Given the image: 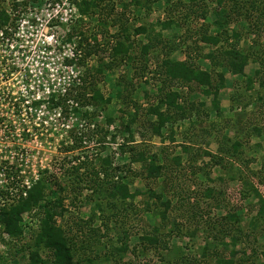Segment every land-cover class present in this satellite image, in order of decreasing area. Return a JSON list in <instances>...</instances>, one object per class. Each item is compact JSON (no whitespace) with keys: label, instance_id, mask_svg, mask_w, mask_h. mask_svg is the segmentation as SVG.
Here are the masks:
<instances>
[{"label":"rangeland","instance_id":"374dc122","mask_svg":"<svg viewBox=\"0 0 264 264\" xmlns=\"http://www.w3.org/2000/svg\"><path fill=\"white\" fill-rule=\"evenodd\" d=\"M81 1L0 0V8H5L9 12L14 24L11 27L12 35L7 39L9 42L3 43L0 47V119L3 120V124L0 125V159L4 162L2 164L4 174L9 170V175L12 173L17 175L11 178L5 177L7 186L10 185L14 195L10 196L8 191V195L5 194L0 200V264H6L5 262L13 254L17 256L12 264L24 262L30 251L26 247L41 230V216L36 210L20 214L18 226L22 233L21 237H12L5 230L3 221L11 206L20 200L19 190L26 185V180L32 187L43 176L53 177L58 188H64L61 196L66 212L55 219L56 224L73 241L75 260L78 264H90L87 260L91 257H96L94 264H200L198 261L202 260V251L208 244L218 248L219 253L227 258H230L231 251L236 252L235 264H260L263 261L261 253L264 251V215L259 217L256 214L259 197L254 191L264 198V84L260 83L264 79V74L256 78L254 85L248 88L245 78L234 76L204 58V55L211 51L215 57L218 56V49L206 48L200 41L197 51H194V41L200 37L193 36V30L199 29L205 23L206 28L205 26L202 28L207 29L208 34L213 35L216 32L213 25L216 1L173 0V7H169L172 8V13L174 12L180 24L162 33L165 39L170 40L169 43L173 48L171 57L174 60H194L196 66L212 72L214 78H217V74L223 73L226 80V87L219 94L222 117L217 118L215 111L211 110V116L195 127L196 132L191 133L192 135L188 133V136H192L188 139L183 138V134L190 129L195 117L178 122L173 128V135L167 128L163 131L162 137L153 136L142 115L145 108L156 101L160 88H164L165 91L180 92L185 104L193 103L199 108L202 102L205 103L206 109L201 108L200 112L211 109L212 99L204 96L202 89L194 84L188 86L172 83L165 86L163 78L155 76L152 72L156 68L157 52L155 51L151 55L149 69L141 77L134 79L133 71L136 64L132 62L128 65L119 63L104 76L96 78L98 88L106 97H111L113 102L95 119H84L81 111L92 112L94 109L77 107L75 102L52 110L48 109L47 104L34 108L24 102L25 96L31 97L37 94L46 96L44 93L48 86L60 91L67 88V92L71 91L75 95L78 87L77 75H82L87 69H92L94 72L95 68H98L100 58H106L109 62L108 42L115 41L112 36L118 29L111 28L106 38L99 36L107 51L85 58L87 44L84 42L82 46L80 45L83 38L81 34L89 38L88 42L91 44L90 37L99 32L100 28L95 15L81 14L77 6ZM258 2L259 6L264 4V0ZM178 3L181 4L176 5ZM165 7H167L165 3H152V10L149 13L131 12L133 10L131 9L128 13L130 23L138 26L140 23L154 24L158 20H163L167 17ZM117 8L120 9V6ZM203 9L207 13V18L196 17V13L198 15ZM247 10L249 11L250 8ZM234 26L235 24H231L230 29L232 30ZM242 26L246 27V24ZM257 35H261L259 44L264 46V30H262L258 34L242 37L238 48L260 58L259 46L257 47L252 40L257 38ZM132 40L135 41L138 53L141 44L147 42L145 35L132 36ZM230 43L235 44V41L231 39ZM12 45L14 47H11ZM73 54L76 55V61L73 58L75 64L68 67L66 61L72 58ZM259 68L260 65L250 62L246 74L252 75L253 71ZM121 80L127 83L133 80L138 92L136 100L142 106L139 119L130 126L134 142H129L130 134L123 129L128 122V115L120 113L124 109L128 111L132 109L115 99L116 93L123 89L117 86ZM22 93L24 96L21 95ZM14 98L21 99L14 104L15 106L8 105L7 102L12 104ZM76 107L79 108L78 113L73 110ZM107 117L113 118L112 125L106 121ZM97 126L108 132V135L98 133ZM256 127L261 129L260 135L254 131ZM202 129L212 130L211 134ZM236 136L244 141L240 154L235 157L226 156L220 148L227 149L231 142L227 143L225 139L233 140L237 138ZM122 145L124 148L127 147L124 154L120 150ZM131 146L141 150L148 149L152 154H156L160 164L167 167L163 176L153 181L145 180L140 173V164L133 165L132 171H127L130 161L128 150ZM184 146H190L191 153H185ZM208 153L212 156H220L226 169L215 165L211 160L212 156H208ZM107 156L113 157L115 165L125 167V173L122 174L127 176L132 191L138 190L141 194L134 201L140 210L139 215L133 219L130 217L131 220L128 222L130 231L137 235L131 232L128 239L130 251L122 259L113 247L121 244L119 238L122 232L119 223L123 224L126 220L121 221V219L125 217L111 215L115 210L107 206L104 198L95 195L90 201L87 197L90 192L84 191L81 194L78 189L71 188L75 178L68 174L72 166H78L82 170L72 171L73 176L83 174L88 176L89 170L92 167L97 169L101 159ZM176 158H181L179 164L175 161ZM2 170L0 169V174ZM231 170L235 173L241 172L240 175H244L247 184L241 183L239 179L236 182L230 180L228 177L234 176V173L233 175L230 173ZM88 177L90 178V175ZM220 177L223 180H220ZM11 182H16L17 187L12 189ZM148 187L157 194L161 192L167 194L171 199L172 210L176 209L171 210V221L176 220L183 225V232H180V235L173 225L161 227L159 220H155L150 213H142L148 200L146 195ZM206 188L225 192L226 202L231 206L237 202L242 203L239 210L235 211L241 216L239 226L242 229L241 233H235L240 237L236 248L229 246L225 249L223 244L220 245L210 235V228L202 226L190 228L189 224L185 227L186 221L178 218L184 212V207L179 203L180 196L181 198L189 196L190 203L200 199L205 213L214 212L206 205L209 202V198L205 196ZM242 191L248 192L246 199L242 198ZM225 209L224 206L219 210L216 209L213 217L224 216ZM154 224L160 227V234L173 233L169 248L143 253L140 250L142 244L139 237L147 230L151 232ZM219 237L221 239V236ZM224 240L230 242L229 238L225 237ZM202 264H205L204 261Z\"/></svg>","mask_w":264,"mask_h":264},{"label":"trees","instance_id":"16d2710c","mask_svg":"<svg viewBox=\"0 0 264 264\" xmlns=\"http://www.w3.org/2000/svg\"><path fill=\"white\" fill-rule=\"evenodd\" d=\"M215 1L217 8L214 11L215 20L213 25L216 32L213 35L208 34L207 29L202 28L203 26L206 28L207 24L205 23L199 29L193 30V36L198 35L200 37V39L197 40L193 38L195 40V47H193L194 51H197L200 41L206 48L218 49V56L215 57V54L211 51L209 54H205L204 58L210 60L211 63L218 66V68L229 71L234 76L245 78L247 87L251 88L254 85L255 79L264 74V46L259 44L261 35H257L255 39L252 38L253 43L257 45V47L259 46L258 52L260 58L254 57L249 51L238 48V44L242 37L252 35L253 33L258 34L259 31L264 30V4L259 6L258 0ZM231 2L233 3L232 5L230 4ZM152 3L166 4L167 7L164 8V11L167 17L165 19L158 20L154 24L140 23L138 26L134 23H130V16L128 13H130L131 9H133L131 12L146 11L149 13L152 10ZM179 4L181 3L176 5ZM77 6L83 16L95 15L98 28H100L99 32L94 33L90 37V39H92L91 44L88 42L89 38L81 34L83 38L81 39L80 45L82 46L84 42L87 44L85 58L98 54L101 51H107L104 48L105 45H102V38H106L109 35L111 28L118 29L116 34L112 36L115 41L108 42L109 49L107 60H109V62L106 61V58H100L98 60V68H95V70L93 69L94 72H92V69H87L82 75L80 74L81 76L77 75L78 87L76 86L75 95L71 91L66 92V95L51 94L48 99L34 101L31 105L32 107L39 108L47 104L48 109L52 110L62 106L65 107L69 105L70 102H75L77 107L94 109L92 112L81 111L84 119H95L99 116L100 112L102 114L106 111L107 107L113 102L111 97H106L100 88H98L96 78L98 79V77L104 76L106 72L112 70L119 63L128 65L132 62L136 64L133 71L134 79L138 76L141 77L146 70L149 69L151 55H153L155 51L157 52L155 56L156 68L152 72H154L155 76L163 78L162 81L165 86L171 85L172 83H181L188 86L194 84L202 89L204 96L210 97L212 100L211 109L200 112L201 108L206 109L205 103L202 102L199 108H197L193 103H183V96L180 92L176 90L165 91L164 88H160L156 101L150 103L147 108H145L144 114H142L145 123L148 124V130L152 131L150 134L162 137L163 131L168 128L173 135V128L178 122L191 120L195 117V120L191 122L190 129L183 134V138L188 139L192 137L188 136V133H195V127L204 123V121L211 116V110L215 111L217 118L222 117L219 94L226 87L224 74L219 73L217 74V78H214L212 72L200 69L196 66L194 60H174L171 57L173 48L169 43L170 40L165 39L162 33L168 29L172 30L180 24L175 18L174 12L172 13V8H170L173 7V0H129L128 2L125 0H82L77 3ZM118 6H120V9L117 8ZM249 8L250 10L248 11L247 9ZM258 11L259 14H257ZM197 16L206 19L207 13L203 9L198 12V15L196 13V17ZM231 24H235L232 30L230 29ZM243 24H246V27H243ZM13 25V19L9 12L5 8H0V33L4 39L9 36V27ZM140 35H145L147 42L141 44L138 53L132 36ZM231 39L235 41V44L230 43ZM73 58L75 60L76 55ZM74 60H67L66 63L68 65H74ZM250 62L260 65L261 68L253 71L252 75H247L246 69ZM260 83L264 84V79H262ZM117 86L123 89L116 93L115 99L125 104L127 108L132 109L131 111L124 109L120 111V113L128 115V122L123 129L130 134V137H128L129 142H134V136L130 133V126L137 122L139 113L141 112L140 110L142 109L141 104L136 100L138 92L136 91L133 80L129 83L125 80H121L117 83ZM145 95L147 96V93ZM232 99L234 100V97H232ZM77 107L73 108V110L78 113L79 108ZM106 121L109 125H112L114 122L113 118L108 117ZM97 131L98 133H103L104 136L108 135V132H104L103 128L98 126ZM211 131L212 130L207 129L204 130V132L208 134H211ZM254 131L257 135L262 133L259 127L254 128ZM171 139L173 140L172 136ZM225 142H231V145H229L227 149L220 148L221 151L225 152L224 154L226 156L235 157L240 154L239 152L242 149L244 141H241L237 137L233 140L225 139ZM126 148H124L123 145L121 146L120 150L123 154L126 152ZM183 151H185V153H191V147L184 146ZM128 152L130 161L127 171H132L133 165L140 164V173L147 181L161 178L164 170L167 169L166 166L160 164L156 154H152L148 149L141 150L137 149L135 146H131ZM207 155L212 156L209 153ZM217 158H219V160ZM180 160L181 158H176L175 161L179 164L181 162ZM211 160L215 165H219L221 168L223 167L226 169L220 156H212ZM189 165L192 164L189 163ZM71 168L72 170L68 171V174L70 177L75 178L72 181L71 188L74 190L78 189L81 194L84 193V191L90 192L87 196L90 201H92L95 195L104 198L107 206L111 210H115L111 215L125 217L121 219V221L126 220V223H119V225H121L120 231L122 232V236L119 238L121 244L120 246L113 247L120 255L119 258H124L130 251L128 239L132 231H130V224H128V222L131 218L133 219V217L135 218L138 216L140 212L138 206L134 203L136 197L140 193L138 190L132 191L127 176L122 174L123 172L125 173V167L115 165L113 157L107 156L105 159H101V163L97 169L92 167L91 170H89L88 176L90 175V178L84 174L82 176L77 174V177L73 176L72 171L79 172L82 169L78 166H72ZM239 171L241 170L239 169ZM6 173L5 175L9 178L17 176L13 173L9 175V170ZM230 173L232 175L234 173V176L228 177L230 180L236 182L238 181L237 179H239L241 183L245 182V184H247V181L243 177L244 175H240L241 172L235 173L231 170ZM87 178L89 180H87ZM219 179L223 180L221 177ZM10 184L12 189L17 187L16 182H11ZM6 187L10 189V185H6ZM63 189V187L58 188L57 182L53 177L43 176V178L36 181L32 187L26 188V186H24L22 190H19L21 201L19 200L20 202L17 201L13 204L5 214L3 221L5 230L12 237H21L22 233L18 226L20 214L22 212H33L35 210L37 214L41 216V230L34 236L32 243L26 247L30 250L26 260L24 262L19 261L18 264H78V261L75 260L73 241H71L70 238L65 235V231L56 224L57 221L55 218L66 212L65 204L61 196V191ZM23 191L26 192V197H23ZM254 192L255 195L259 197V205L256 214L261 217L264 215V198L260 196L257 191ZM1 193L8 195V189ZM147 193L148 200L145 202L146 206L143 208L142 213H150L155 220H159L161 227L173 225V228L176 229L178 235H180V232H183V225L177 223L176 220L171 221V212L176 210H172L173 205H171V199L163 192L157 194L150 187H148ZM241 193L243 199L248 197V192L242 191ZM225 194V192L223 193L220 190L217 191L209 188L205 190V196L209 198V202L206 204L208 209L214 210L215 212L216 209L219 210L224 206V209L226 208L224 210V216L221 215L219 218H214V212L211 213L209 211L205 213L203 211V203L200 199H197L195 203H190L189 196L183 198L180 196L179 203L181 207H184V212L181 213L178 218L183 219L184 222L186 221V224L184 223L185 227L189 224L191 225L190 228L193 226L210 228V235H212L213 239L218 241L220 245L223 244L225 249H228L229 246L236 248L240 241V237L236 234L241 233L242 229H240L241 226H239L241 216L235 211L239 210L242 203L237 202L231 206L229 202H226ZM185 205H187V207ZM254 219H256V217ZM160 232V227L155 225L151 232L147 230L139 237L140 244H142L140 250H142L143 253H149L150 250L157 251L169 248V241L173 233L160 234ZM218 233L220 235H218ZM219 236H221V239ZM225 237L229 238L230 242L226 240L223 241ZM10 254H12V252H10ZM202 254V260L198 261L200 264H202L203 261L205 264H212L213 261L214 264H235L234 257L236 256V252L231 251L230 258H227L220 254L218 248H215V246L211 244H208L203 249ZM16 256L17 254L11 255V258L5 263L12 264ZM261 257L263 261H261L260 264H264V251L261 253ZM95 259L96 257H91L88 258L87 261L90 264H94ZM188 263H190V261Z\"/></svg>","mask_w":264,"mask_h":264},{"label":"built area","instance_id":"2783aa9c","mask_svg":"<svg viewBox=\"0 0 264 264\" xmlns=\"http://www.w3.org/2000/svg\"><path fill=\"white\" fill-rule=\"evenodd\" d=\"M12 29H11V27H9V35L11 36L12 34ZM7 39H8V37H6V39H4L3 37H2V35H1V33H0V47H2V45H3V43H5V42H9V41H7ZM11 45V44H10ZM11 47H14L13 45L11 46ZM75 55L73 54V57H74ZM73 57L72 58H70L69 60H73ZM68 60V59H67ZM67 62V61H66ZM66 65L68 66V67H72V65H68L67 63H66ZM73 73V72H72ZM76 78H77V76H76ZM1 79V78H0ZM45 93H44V95H46V96H43V95H40V94H37V95H33V96H31V97H29V96H25L24 98V102L25 103H27V104H30V105H32V103L34 102V101H38V100H44V99H48L49 98V96L51 95V94H61V95H63V94H65L66 92H67V88H65V89H63V90H57V88L56 89H54L52 86H48L46 89H45ZM61 92V93H60ZM22 96H24V93H22L21 94ZM21 98H14L13 100H14V102H12V104L11 103H9V102H7V104L8 105H11V106H15L14 104H16V102L17 101H19ZM6 101V100H5ZM1 124H3V120L2 119H0V125ZM4 162L0 159V169L2 170V164H3ZM3 171H4V169L2 170V172H1V174H0V177H1V181H0V200L5 196L4 194H2L1 192L2 191H6L7 189H8V191H9V194H10V196H13L14 194H12V192H11V189H9V188H7L6 187V185H7V183H6V179H5V177H6V175L3 173ZM26 185H24V186H26L27 188H30V182H27V180H26ZM23 186V185H22ZM23 186V187H24ZM18 191V190H17ZM23 197H26V192L25 191H23ZM9 199V198H8Z\"/></svg>","mask_w":264,"mask_h":264}]
</instances>
